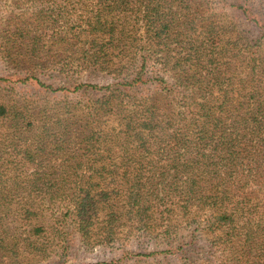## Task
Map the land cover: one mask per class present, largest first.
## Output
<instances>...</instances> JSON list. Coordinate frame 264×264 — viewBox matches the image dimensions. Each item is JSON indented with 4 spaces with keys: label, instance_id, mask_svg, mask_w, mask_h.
I'll list each match as a JSON object with an SVG mask.
<instances>
[{
    "label": "trees",
    "instance_id": "trees-1",
    "mask_svg": "<svg viewBox=\"0 0 264 264\" xmlns=\"http://www.w3.org/2000/svg\"><path fill=\"white\" fill-rule=\"evenodd\" d=\"M251 1L49 0L40 8L88 2L87 14L56 20L65 35L86 37L80 63L121 79L79 84L100 95L52 107L29 123L40 132L23 141L22 157L0 155V167L33 166L0 174V264L51 258L56 236L63 264L70 229L87 240L95 227L112 236L127 222L204 231L213 246L206 264H264V20ZM229 9L256 29L251 36ZM7 113L0 105V118ZM7 218L21 231L3 235ZM197 237L193 230L187 244Z\"/></svg>",
    "mask_w": 264,
    "mask_h": 264
},
{
    "label": "rangeland",
    "instance_id": "rangeland-1",
    "mask_svg": "<svg viewBox=\"0 0 264 264\" xmlns=\"http://www.w3.org/2000/svg\"><path fill=\"white\" fill-rule=\"evenodd\" d=\"M48 1L0 0V77L3 78L0 80V105H4L8 111L5 117L0 118V155L9 159H14L13 155L22 157L26 149L23 141H28L29 137L33 138L40 132L36 126L28 128L30 122L37 124L40 116L51 111L52 107H81L90 98L100 95L94 90H78L76 87L79 84L103 86L121 79L116 73L95 71L88 68L87 64L80 63L76 58L81 55L86 37L81 34L76 37L72 33L65 35L68 26L62 20H56L60 17L65 19L64 17L72 14H87L90 9L88 2L84 5L80 3L79 9L75 11L56 7L54 10L45 8L40 11V8L48 5ZM251 5L263 13L264 20V0H252ZM231 10L234 11L229 9L227 13L238 31L244 37L251 36L256 29ZM50 16L53 17V22L49 19ZM59 24L60 28L57 26ZM73 29L72 26V32ZM39 81L52 88L68 89L53 91L40 85ZM34 149L35 147H31V151ZM17 162L6 165L10 168L0 167V174L6 173L8 178L10 175H23L26 174L25 171H32L33 166L21 168ZM45 215H49V212ZM10 219L5 221L3 235L6 232L12 235L21 231L13 228L15 223ZM117 227L118 233L112 236L102 231L97 233L98 227H95L93 232L96 233L87 239L89 242L70 229L69 250L61 261L65 260L63 264H206L204 261L213 259L211 237L191 226H171L166 231L164 228L139 229L131 227L127 222ZM193 230L198 237L193 245H188ZM58 240L56 236L51 258L45 260L36 256L30 259L31 264H56L60 261L59 253L62 249ZM220 262L221 258L214 261V264Z\"/></svg>",
    "mask_w": 264,
    "mask_h": 264
}]
</instances>
